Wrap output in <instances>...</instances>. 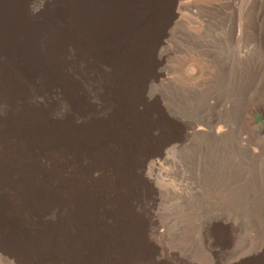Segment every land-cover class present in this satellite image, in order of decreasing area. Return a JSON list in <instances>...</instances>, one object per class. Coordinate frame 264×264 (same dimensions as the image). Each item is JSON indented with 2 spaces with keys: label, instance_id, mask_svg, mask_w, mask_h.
Masks as SVG:
<instances>
[{
  "label": "bare ground",
  "instance_id": "1",
  "mask_svg": "<svg viewBox=\"0 0 264 264\" xmlns=\"http://www.w3.org/2000/svg\"><path fill=\"white\" fill-rule=\"evenodd\" d=\"M161 3L57 0L35 13L0 0V239L30 264H146L155 251L136 158L171 126L139 89ZM94 161L87 184L80 168Z\"/></svg>",
  "mask_w": 264,
  "mask_h": 264
},
{
  "label": "rangeland",
  "instance_id": "2",
  "mask_svg": "<svg viewBox=\"0 0 264 264\" xmlns=\"http://www.w3.org/2000/svg\"><path fill=\"white\" fill-rule=\"evenodd\" d=\"M164 1L139 70L141 98L171 123L137 152L155 250L146 264H254L264 254V0ZM101 166L80 168L85 183ZM9 243L0 239V264L31 263Z\"/></svg>",
  "mask_w": 264,
  "mask_h": 264
}]
</instances>
